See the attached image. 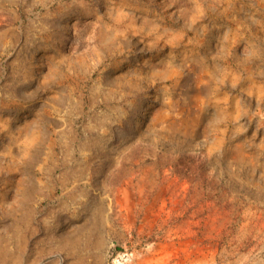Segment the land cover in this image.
Here are the masks:
<instances>
[{
  "label": "rangeland",
  "instance_id": "1",
  "mask_svg": "<svg viewBox=\"0 0 264 264\" xmlns=\"http://www.w3.org/2000/svg\"><path fill=\"white\" fill-rule=\"evenodd\" d=\"M207 1L0 0V264H264V3Z\"/></svg>",
  "mask_w": 264,
  "mask_h": 264
},
{
  "label": "bare ground",
  "instance_id": "2",
  "mask_svg": "<svg viewBox=\"0 0 264 264\" xmlns=\"http://www.w3.org/2000/svg\"><path fill=\"white\" fill-rule=\"evenodd\" d=\"M207 2H209V4L210 5H216V6H227V8H228V6L230 5V4H232V3H234L232 0H208ZM256 3H264V0H256L255 1ZM208 4V5H209ZM144 5V4H143ZM224 9V8H223ZM228 10V9H227ZM223 11V10H222ZM226 11V10H225ZM220 13H221V10H220ZM225 13V12H224ZM239 24H240V22H238ZM165 29V28H164ZM228 31V30H227ZM232 33V32H231ZM229 41V34H227L225 37H224V42H225V44H224V42L222 43V47H224V50H228L227 49V42ZM194 42V41H193ZM114 47V46H113ZM197 47V46H196ZM221 47V48H222ZM229 47V46H228ZM193 50V49H192ZM194 51V50H193ZM232 53V52H231ZM189 55V54H188ZM221 55V54H220ZM223 55L224 54H222V56H220V57H222L223 58ZM227 55V54H226ZM233 56V55H232ZM219 57V56H218ZM217 57V58H218ZM225 57V56H224ZM204 58H202V60H203ZM205 59H206V57H205ZM204 61V60H203ZM213 61H214V59H213ZM224 63H225V65L223 66V67H220V69H217V68H219V67H217V68H215V64H217V62L214 64V63H212V64H214V66L210 63H205V66H206V68L208 69V78H209V81H211V85H212V89H214V91L216 92L217 90H218V88H219V86H222L223 85V87H224V85H225V82H226V80L229 78V79H232L233 77V75H230V73H229V71H228V69H227V61H226V59H223L222 60ZM232 61V60H231ZM234 61H236L235 59H234ZM205 62V61H204ZM220 63V62H219ZM229 63V62H228ZM234 63V62H233ZM232 63V64H233ZM204 65V64H203ZM237 65L241 68V67H243L245 64H244V61H237ZM220 66V65H219ZM229 67V66H228ZM245 67V66H244ZM243 67V68H244ZM232 69V68H231ZM230 69V70H231ZM207 71V70H206ZM229 82V81H228ZM227 82V83H228ZM230 83H231V81H230ZM230 85V84H229ZM220 89V88H219ZM214 92V93H215ZM261 92H262V89H260V88H258V93H257V95H258V97L259 96H261ZM257 98V97H256Z\"/></svg>",
  "mask_w": 264,
  "mask_h": 264
}]
</instances>
